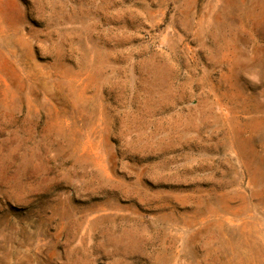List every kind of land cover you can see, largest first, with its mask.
<instances>
[{"label": "rangeland", "instance_id": "374dc122", "mask_svg": "<svg viewBox=\"0 0 264 264\" xmlns=\"http://www.w3.org/2000/svg\"><path fill=\"white\" fill-rule=\"evenodd\" d=\"M0 264H264V0H0Z\"/></svg>", "mask_w": 264, "mask_h": 264}]
</instances>
